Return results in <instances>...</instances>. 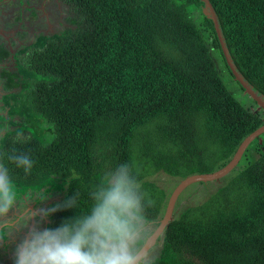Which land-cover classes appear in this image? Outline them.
<instances>
[{"label":"trees","instance_id":"16d2710c","mask_svg":"<svg viewBox=\"0 0 264 264\" xmlns=\"http://www.w3.org/2000/svg\"><path fill=\"white\" fill-rule=\"evenodd\" d=\"M62 1L74 14L69 27L37 36L15 53L16 73L0 74L7 79L0 162L12 171L18 196L62 191L63 199L129 163L153 201L145 215L155 228L167 200L147 179L159 171L179 181L215 172L264 113L241 105L223 81L211 50L243 92L200 0ZM208 1L236 70L264 96V0ZM190 11L198 12L197 23ZM5 55L0 46V60ZM260 139L243 154L254 145L256 159L172 220L155 264H264V134ZM12 150L33 159L30 174L8 163ZM208 160L210 169L187 170ZM71 214L54 212L49 227Z\"/></svg>","mask_w":264,"mask_h":264},{"label":"clouds","instance_id":"9594fccd","mask_svg":"<svg viewBox=\"0 0 264 264\" xmlns=\"http://www.w3.org/2000/svg\"><path fill=\"white\" fill-rule=\"evenodd\" d=\"M6 160L25 175L34 161L26 153L12 150ZM9 166L0 162V241L13 231L26 230L13 248V264H155L151 249H144L149 237L146 210L153 205L141 180L129 163L117 164L81 194H72L38 213L26 211V202L38 199L14 191ZM15 207L17 215L8 218ZM70 210L54 227H41L51 213ZM30 221L32 222L29 227Z\"/></svg>","mask_w":264,"mask_h":264},{"label":"rangeland","instance_id":"374dc122","mask_svg":"<svg viewBox=\"0 0 264 264\" xmlns=\"http://www.w3.org/2000/svg\"><path fill=\"white\" fill-rule=\"evenodd\" d=\"M0 46L9 50L10 55L4 56L0 60V73H8L13 76L16 73V64L13 60L15 53L22 47L31 45L35 38L39 35H51L57 34L59 31L69 27V19L74 15L62 0H0ZM190 17L196 23L199 21V14L197 11H190ZM216 52L211 50V55L215 60L218 71L222 73L223 81L230 89V93L234 98L243 106L250 108L256 112V104L251 103L248 96L244 95L229 78L227 72H225L223 65ZM2 55V53H1ZM218 58V59H217ZM6 78H0V107H2L1 98L6 94L3 86H5ZM18 89H13L12 92H18ZM5 115V111H0ZM5 128L0 129V138L4 136ZM262 136V135H261ZM259 143H262L260 140ZM258 157L256 147L251 146L247 152L246 157L242 156L240 162L236 168L233 169L226 177L222 178L219 182L212 183H196L185 189L178 197L175 207L173 218L179 216L180 213L187 208L198 206L205 201L216 191L219 186L224 185L227 181L233 178L238 172H240L247 162L253 161ZM212 160V158H211ZM211 160H208L206 165H202V162L193 164L190 166V171L197 172L202 170L203 167L210 169ZM148 181L154 183L165 194L166 200L174 189L179 179L170 177L162 171L150 176ZM47 194L45 201L37 204L35 201L26 202V208L34 209L38 213L40 208L47 209L55 204L59 203L63 199L64 192L53 191L50 193H39L32 195L34 198H39L42 195ZM26 210V209H25ZM15 207L8 213V218L17 215ZM27 211V210H26ZM14 213V214H13ZM54 213H51L49 217L44 218L41 222V227H46L51 224L50 217ZM152 225H147L149 234L153 230ZM23 232V230H20ZM22 238L17 231H13L9 234L8 238L4 241H0V264H13V248L15 244ZM161 249V240L151 248L150 256L152 258L157 257L159 250Z\"/></svg>","mask_w":264,"mask_h":264},{"label":"water","instance_id":"95a60500","mask_svg":"<svg viewBox=\"0 0 264 264\" xmlns=\"http://www.w3.org/2000/svg\"><path fill=\"white\" fill-rule=\"evenodd\" d=\"M200 1L203 3L201 11L203 15L206 16L208 19H210L213 24L222 55L224 57L227 67L231 72V75L233 76L234 81L240 85V87L243 90V94L248 96L256 104V112L262 111L264 113V96L258 94V92L250 84H248L245 81V79L242 77V75L236 70L235 65L233 64L232 59L224 43V38L221 34L218 19L215 15V12L211 4L209 3L208 0H200ZM263 134H264V122L259 128H257L255 131L250 133L240 143L234 155L225 166L212 173L190 175L178 181V183L171 191L167 199V203L161 219L159 220L157 226L149 234L148 239L144 243L143 246L144 249L147 250L153 248L156 245V243L161 240L163 231L168 227V225L174 219L173 214H174V207L176 201L180 196V194L185 189L196 183L219 182L222 178L226 177L233 169L236 168L237 164L240 162L246 149L254 140L258 139V141L260 142L261 140L260 137Z\"/></svg>","mask_w":264,"mask_h":264},{"label":"flooded vegetation","instance_id":"af4514ba","mask_svg":"<svg viewBox=\"0 0 264 264\" xmlns=\"http://www.w3.org/2000/svg\"><path fill=\"white\" fill-rule=\"evenodd\" d=\"M0 2H1V1H0ZM0 74H1V73H0ZM26 193L29 194L30 196H32V195L35 196V194H31V192H29V191L26 192ZM26 193H25V194H26ZM25 194H22V195L20 196V197L22 198V200H23ZM38 194H39V193H38ZM26 210H27L29 213H36L35 210H34V209H30V207H27ZM12 212H14V211H12ZM14 213H16V212H14ZM14 213H13V214H14ZM31 224H32V222L30 221L29 227H31ZM46 227H49V225L46 226ZM25 231H26V230H23V232H22V231H18V233H19L20 235H22V237H23L24 234H25ZM0 258H1V257H0Z\"/></svg>","mask_w":264,"mask_h":264}]
</instances>
